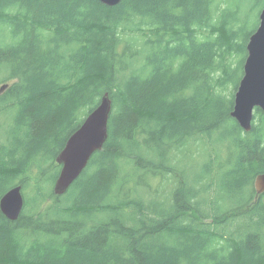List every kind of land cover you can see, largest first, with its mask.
Wrapping results in <instances>:
<instances>
[{"label": "trees", "instance_id": "16d2710c", "mask_svg": "<svg viewBox=\"0 0 264 264\" xmlns=\"http://www.w3.org/2000/svg\"><path fill=\"white\" fill-rule=\"evenodd\" d=\"M263 8L0 0V199L24 198L0 212V264H264V113L249 132L230 116ZM104 94L107 140L57 196L56 158Z\"/></svg>", "mask_w": 264, "mask_h": 264}, {"label": "water", "instance_id": "95a60500", "mask_svg": "<svg viewBox=\"0 0 264 264\" xmlns=\"http://www.w3.org/2000/svg\"><path fill=\"white\" fill-rule=\"evenodd\" d=\"M98 1L105 6L114 7L122 0ZM246 51L243 76L234 95L230 116L244 132H249L255 110L259 109L264 113V8L259 14V25L248 40ZM6 88V85L0 87V94ZM111 112L112 102L108 94H104L98 106L68 138L56 158L61 170L53 188L55 195H64L86 169L92 156L102 150L108 137ZM253 187L257 194L264 193V174L255 178ZM23 208L24 198L20 186L11 188L0 199V212L9 221L15 222Z\"/></svg>", "mask_w": 264, "mask_h": 264}, {"label": "rangeland", "instance_id": "374dc122", "mask_svg": "<svg viewBox=\"0 0 264 264\" xmlns=\"http://www.w3.org/2000/svg\"><path fill=\"white\" fill-rule=\"evenodd\" d=\"M254 26V25H253ZM253 30V27L249 28V31H252ZM2 86V85H1Z\"/></svg>", "mask_w": 264, "mask_h": 264}, {"label": "bare ground", "instance_id": "6f19581e", "mask_svg": "<svg viewBox=\"0 0 264 264\" xmlns=\"http://www.w3.org/2000/svg\"><path fill=\"white\" fill-rule=\"evenodd\" d=\"M2 87V86H1Z\"/></svg>", "mask_w": 264, "mask_h": 264}]
</instances>
